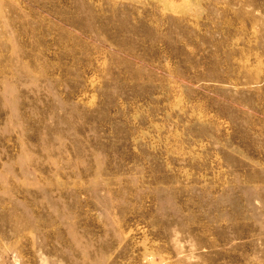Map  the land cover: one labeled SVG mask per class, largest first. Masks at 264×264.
Returning a JSON list of instances; mask_svg holds the SVG:
<instances>
[{"label": "rangeland", "instance_id": "obj_1", "mask_svg": "<svg viewBox=\"0 0 264 264\" xmlns=\"http://www.w3.org/2000/svg\"><path fill=\"white\" fill-rule=\"evenodd\" d=\"M0 264H264V0H0Z\"/></svg>", "mask_w": 264, "mask_h": 264}]
</instances>
